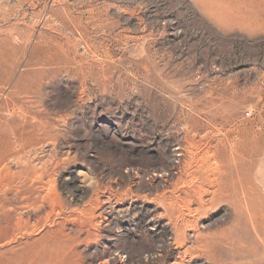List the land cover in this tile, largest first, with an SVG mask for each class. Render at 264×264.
<instances>
[{
  "label": "rangeland",
  "instance_id": "obj_1",
  "mask_svg": "<svg viewBox=\"0 0 264 264\" xmlns=\"http://www.w3.org/2000/svg\"><path fill=\"white\" fill-rule=\"evenodd\" d=\"M0 264H264V0H0Z\"/></svg>",
  "mask_w": 264,
  "mask_h": 264
},
{
  "label": "bare ground",
  "instance_id": "obj_2",
  "mask_svg": "<svg viewBox=\"0 0 264 264\" xmlns=\"http://www.w3.org/2000/svg\"><path fill=\"white\" fill-rule=\"evenodd\" d=\"M234 151V150H233Z\"/></svg>",
  "mask_w": 264,
  "mask_h": 264
}]
</instances>
